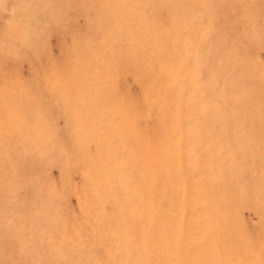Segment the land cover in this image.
<instances>
[{
    "label": "rangeland",
    "instance_id": "obj_1",
    "mask_svg": "<svg viewBox=\"0 0 264 264\" xmlns=\"http://www.w3.org/2000/svg\"><path fill=\"white\" fill-rule=\"evenodd\" d=\"M0 264H264V0H0Z\"/></svg>",
    "mask_w": 264,
    "mask_h": 264
}]
</instances>
